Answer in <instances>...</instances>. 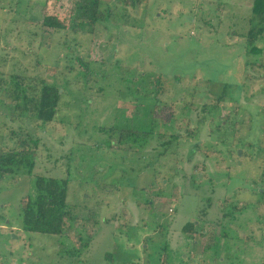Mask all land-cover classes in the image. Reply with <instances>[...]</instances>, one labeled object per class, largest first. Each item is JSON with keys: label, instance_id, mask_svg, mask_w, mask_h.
<instances>
[{"label": "rangeland", "instance_id": "374dc122", "mask_svg": "<svg viewBox=\"0 0 264 264\" xmlns=\"http://www.w3.org/2000/svg\"><path fill=\"white\" fill-rule=\"evenodd\" d=\"M72 1L0 0V151L19 133L37 139L32 172L0 181V264H264V40L246 52L252 0L112 5L92 33L42 25L66 23ZM20 73L61 87L51 122L16 117ZM149 126L146 142L118 144L123 129ZM37 175L68 179L61 234L22 229ZM90 214L98 228L70 259ZM214 235L216 257L204 248Z\"/></svg>", "mask_w": 264, "mask_h": 264}, {"label": "trees", "instance_id": "16d2710c", "mask_svg": "<svg viewBox=\"0 0 264 264\" xmlns=\"http://www.w3.org/2000/svg\"><path fill=\"white\" fill-rule=\"evenodd\" d=\"M141 2L142 0H114L112 3H107L103 0H73L68 8L69 12L66 15V23L60 17L54 15H44L41 22L45 27L56 31L69 30L73 33H92L98 22L105 21L111 13L113 15L116 7L119 10L126 11V9L135 8V6L140 5ZM112 5H116V7L112 8ZM250 9V25L245 43V46H247L246 52L260 54L263 49L259 48L256 43L259 39L264 40V0H252ZM11 77L15 81L13 87V100L15 102L12 105L13 111L17 112L16 117L24 115L41 123H47L57 116L59 113L61 87L56 84L47 83L43 79H40L36 85L28 82L32 78H25L21 73L20 75L11 74ZM149 125L151 126V122ZM150 126L149 128L146 127L145 131H139L134 127L133 129H123L119 134L118 144L125 145L129 144L128 142L134 144L133 141L140 136V133L142 134V141L146 142L145 137L151 133ZM18 135H23V137L19 136L16 144L17 148L7 152L0 151V181L6 175L14 176L17 173L30 174L33 170V152L36 151L37 139H27L23 133H19ZM174 139H176V136ZM67 186V178L37 175L34 180V193L33 195H28V200L21 209L22 229L45 234H61L63 222L65 220H72L66 200ZM228 213L226 211L224 216H227ZM229 216H232V213H229ZM95 218V214L93 218L90 214V216L83 218V227H77L76 231L80 234L79 245H74L67 251L70 259L76 258L75 254H80L89 246L92 236L96 232L94 229L98 228L99 220ZM88 223L94 226L92 227V231L86 229ZM196 230L197 227L192 221L183 226V231L190 237L193 231ZM218 237L214 235V242L212 241V244L206 243L204 245L206 249H213V257L219 254L216 244V241L219 239ZM214 251L217 254L214 255Z\"/></svg>", "mask_w": 264, "mask_h": 264}]
</instances>
